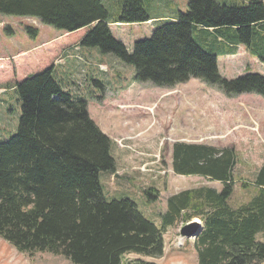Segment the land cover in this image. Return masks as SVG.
Segmentation results:
<instances>
[{
  "label": "trees",
  "instance_id": "trees-1",
  "mask_svg": "<svg viewBox=\"0 0 264 264\" xmlns=\"http://www.w3.org/2000/svg\"><path fill=\"white\" fill-rule=\"evenodd\" d=\"M249 2L225 6L189 0V11L136 42L132 53L113 37L102 0H0V14L33 18L65 33L90 28L80 47L98 48L134 66L138 83L173 88L198 79L227 97L251 92L264 97L263 76L223 78L217 57L194 38L199 27L213 29L215 40L219 36L242 45L263 64L264 3ZM150 20L144 0H123L113 23ZM26 31L33 38L38 35L35 29ZM53 73L51 67L14 85L22 112L16 134L0 143L2 239L30 256L48 253L73 264H125L128 254L161 257L165 229L183 216L185 224L196 218L203 224L194 245L197 264H264V240L257 238L264 233V160L254 179L255 194L234 208L229 204L237 165L234 149L176 144V174L202 176L223 188L201 187L171 196L159 227L134 201L107 199L100 175L117 171L112 141L91 119L87 101L65 92ZM156 192L145 194L153 200Z\"/></svg>",
  "mask_w": 264,
  "mask_h": 264
},
{
  "label": "rangeland",
  "instance_id": "rangeland-1",
  "mask_svg": "<svg viewBox=\"0 0 264 264\" xmlns=\"http://www.w3.org/2000/svg\"><path fill=\"white\" fill-rule=\"evenodd\" d=\"M122 1L102 0L110 16L113 37L129 53L134 51L136 42L151 38L161 24L174 22L180 13L189 11V0H144L152 19L169 20L154 24L113 23L121 14ZM215 1L225 6H244L251 0ZM27 28L37 30L38 35L29 36ZM62 35L63 31L41 25L36 19L0 14V143L9 141L18 130L22 104L12 91L16 82L54 67L53 77L62 89L73 98L87 101L91 119L112 141L117 171L100 175L109 201L130 199L147 219L161 227L171 196L201 187L221 191L222 183L174 172L176 144L233 148L237 165L229 204L236 208L250 201L255 194V176L264 160V97L252 92L227 97L198 79L173 88L138 83L134 66L98 48L80 47L78 51L80 35ZM194 38L203 51L217 57L223 78L230 80L246 74L264 77V63L256 57H225L224 45L214 44L213 36L195 32ZM149 189L157 191L153 200L145 194ZM191 222H198V230L202 231L200 219ZM186 224L181 216L165 229L161 257L128 254L125 264L137 260L197 264L196 238H180ZM257 238L264 240V233ZM0 264L73 263L48 253L22 254L0 237Z\"/></svg>",
  "mask_w": 264,
  "mask_h": 264
},
{
  "label": "crops",
  "instance_id": "crops-1",
  "mask_svg": "<svg viewBox=\"0 0 264 264\" xmlns=\"http://www.w3.org/2000/svg\"><path fill=\"white\" fill-rule=\"evenodd\" d=\"M152 19V18H151ZM169 18H165V17H162V18H156V19H152V24L156 23V22H159V21H168ZM149 21V22H151ZM171 21V20H170ZM148 23V22H147ZM112 24L110 25V28H111ZM90 30V28H87V29H82V30H79L75 33H65L64 32V35H62L61 37L62 38H65V37H69L71 35H80L79 38H78V46L76 47L78 51H80V40L83 38V36ZM215 30L213 29H203L202 27H199L198 28V32H204V33H207L208 36H216ZM203 33V34H204ZM202 35V33H200ZM206 35V34H205ZM207 36V37H208ZM60 37V38H61ZM206 37V36H205ZM215 39V38H214ZM213 43L214 44H222L224 45L225 49L222 50L223 51V56L225 57H229V58H238V57H248V56H253L251 54V52L248 51V49L242 45H237V44H233L231 42H226L224 41L222 38H220L219 36H217V39L216 40H213ZM254 57V56H253ZM257 59V58H256ZM258 60V59H257ZM22 81V80H21ZM17 83V82H16ZM12 91L14 92V87L12 88ZM216 183H220V182H216Z\"/></svg>",
  "mask_w": 264,
  "mask_h": 264
},
{
  "label": "water",
  "instance_id": "water-1",
  "mask_svg": "<svg viewBox=\"0 0 264 264\" xmlns=\"http://www.w3.org/2000/svg\"><path fill=\"white\" fill-rule=\"evenodd\" d=\"M198 222H189L180 231V236L182 238H197L201 233L199 230Z\"/></svg>",
  "mask_w": 264,
  "mask_h": 264
}]
</instances>
